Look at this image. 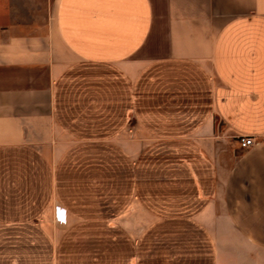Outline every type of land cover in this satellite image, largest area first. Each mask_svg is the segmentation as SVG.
<instances>
[{"label": "crops", "instance_id": "crops-1", "mask_svg": "<svg viewBox=\"0 0 264 264\" xmlns=\"http://www.w3.org/2000/svg\"><path fill=\"white\" fill-rule=\"evenodd\" d=\"M0 264H264V0H0Z\"/></svg>", "mask_w": 264, "mask_h": 264}, {"label": "built area", "instance_id": "built-area-1", "mask_svg": "<svg viewBox=\"0 0 264 264\" xmlns=\"http://www.w3.org/2000/svg\"><path fill=\"white\" fill-rule=\"evenodd\" d=\"M238 140L242 149L253 148L258 144L254 136L243 135L239 137ZM64 219H66V215H64Z\"/></svg>", "mask_w": 264, "mask_h": 264}, {"label": "rangeland", "instance_id": "rangeland-1", "mask_svg": "<svg viewBox=\"0 0 264 264\" xmlns=\"http://www.w3.org/2000/svg\"><path fill=\"white\" fill-rule=\"evenodd\" d=\"M62 221H63V222H65V221H66V219H64V216H63V219H62ZM58 232L60 233V231H58Z\"/></svg>", "mask_w": 264, "mask_h": 264}]
</instances>
